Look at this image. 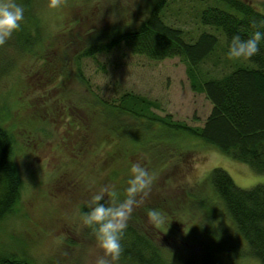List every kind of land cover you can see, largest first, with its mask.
<instances>
[{
    "label": "rangeland",
    "instance_id": "rangeland-1",
    "mask_svg": "<svg viewBox=\"0 0 264 264\" xmlns=\"http://www.w3.org/2000/svg\"><path fill=\"white\" fill-rule=\"evenodd\" d=\"M246 1L264 12V0ZM153 2L64 0L52 9L49 0H32L22 21L29 33L27 45L17 42L15 32L0 46V65L3 60L11 63L0 74V126L13 139V165L22 181L18 202L0 221L1 257L29 264H94L101 253L82 226L81 208L104 185H114L123 198L130 167L140 162L155 180L145 204L131 219L166 264L193 263L208 245L223 242L212 241L210 232L220 226L234 229L205 183L210 172L225 170L243 189L264 185V175L197 140L177 137L172 144L161 130H150L141 142H121L111 135V126H103L97 116L84 111V101L91 96L76 79L73 57L94 36L104 40L136 26ZM172 8L169 21L194 38L199 33L198 5L180 0ZM246 63L228 59L221 38L200 70L204 78L219 77ZM82 72L104 99L131 91L155 100L157 115H170L189 126H201L211 111L205 96L191 90L179 58L152 62L121 47L84 59ZM124 122L132 124L124 120L117 125ZM149 209L160 210L164 222L150 224ZM237 247L243 249L242 243ZM241 260V264H257Z\"/></svg>",
    "mask_w": 264,
    "mask_h": 264
},
{
    "label": "trees",
    "instance_id": "trees-1",
    "mask_svg": "<svg viewBox=\"0 0 264 264\" xmlns=\"http://www.w3.org/2000/svg\"><path fill=\"white\" fill-rule=\"evenodd\" d=\"M178 1L154 0L145 19L136 26L117 31L104 40L94 36L77 52L73 57L75 76L91 96L84 101V111L95 119L97 116L103 126H111V135L118 141L139 139L141 142L150 130H161L165 134L163 138L172 144L176 143L177 137L197 140L264 175V40L259 45V53L245 60V66H237L219 77L204 78L200 70L215 53L221 38H224L228 50L231 37L236 34L242 38L249 37L255 31L251 23L264 19V12L246 0H190L198 5L195 24L199 33L188 38L187 32L171 23L167 16ZM15 2L24 7L27 15L32 0ZM24 27L21 23L15 35L18 43L27 45L29 33ZM121 47L133 56L152 62L181 59L186 66L191 90L203 94L211 104V111L203 124L193 127L172 120L170 115L159 116L155 113L159 109L155 100L131 91L111 99L95 93L82 72V61L109 54ZM10 65V61L3 60L0 74L3 75ZM124 120H131L133 125L125 122L117 125ZM158 138L161 139V135ZM13 150L10 133L0 126V221L11 214L21 192L22 181L13 165ZM205 183L222 204L234 229L220 226L214 233L210 232L212 241L223 242L217 246L208 245L198 261L186 264H241V259L264 264V185L239 188L221 168H214L205 178ZM87 211V205L83 206L81 216ZM133 220H130L122 239L123 252L119 263L166 264L155 255L156 249L151 241L142 235ZM88 231L90 233V229ZM236 240L237 244L242 243L243 249L237 247ZM0 264L29 263L0 255Z\"/></svg>",
    "mask_w": 264,
    "mask_h": 264
},
{
    "label": "clouds",
    "instance_id": "clouds-1",
    "mask_svg": "<svg viewBox=\"0 0 264 264\" xmlns=\"http://www.w3.org/2000/svg\"><path fill=\"white\" fill-rule=\"evenodd\" d=\"M64 0H49L48 7L55 9L63 5ZM24 7L15 0H0V46L10 40L20 30L24 19ZM255 29L247 38L239 34L231 37L227 57L230 60H249L256 56L259 45L264 40V19L253 21ZM155 176L140 162H135L129 170L123 198L114 185H104L87 202L89 211L81 216L82 226L90 229L97 248L100 251L94 264H118L123 252L122 239L129 226L133 212L142 207L148 199ZM147 217L150 224L164 222L158 209H149Z\"/></svg>",
    "mask_w": 264,
    "mask_h": 264
}]
</instances>
